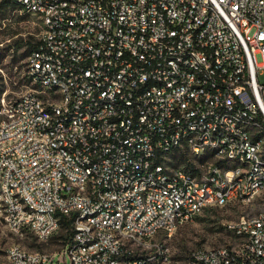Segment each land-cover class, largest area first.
Listing matches in <instances>:
<instances>
[{
    "label": "built area",
    "instance_id": "built-area-1",
    "mask_svg": "<svg viewBox=\"0 0 264 264\" xmlns=\"http://www.w3.org/2000/svg\"><path fill=\"white\" fill-rule=\"evenodd\" d=\"M12 1L42 31L32 86L0 110L11 230L46 240L65 215L59 264H166L158 233L264 200V0ZM185 147L214 160L169 167ZM226 227L238 240L197 248L189 264H264V207ZM54 255L15 244L0 264Z\"/></svg>",
    "mask_w": 264,
    "mask_h": 264
},
{
    "label": "rangeland",
    "instance_id": "rangeland-1",
    "mask_svg": "<svg viewBox=\"0 0 264 264\" xmlns=\"http://www.w3.org/2000/svg\"><path fill=\"white\" fill-rule=\"evenodd\" d=\"M41 31L42 22L38 15L11 0H0V110L2 102L13 101L32 86L25 73L26 63L40 39ZM260 79L264 82V74ZM213 160L209 151L197 156L185 147L170 153L167 165L196 170L197 165ZM263 207L264 200L259 196L248 203L230 202L224 206L206 208L191 220L178 225L170 236L158 233L156 238L164 240L168 248L169 260L166 264H189L191 253L197 248L234 244L238 238L226 227L227 223L241 215L258 212ZM67 234V227L60 225L46 240H38L29 231L11 230L0 219V257L8 247L16 244L27 251L44 252L51 256L55 254L52 264H59L58 254ZM65 263L69 264L66 258L61 264Z\"/></svg>",
    "mask_w": 264,
    "mask_h": 264
},
{
    "label": "trees",
    "instance_id": "trees-1",
    "mask_svg": "<svg viewBox=\"0 0 264 264\" xmlns=\"http://www.w3.org/2000/svg\"><path fill=\"white\" fill-rule=\"evenodd\" d=\"M12 1V0H11ZM13 2V1H12ZM13 3H15V2H13ZM37 44V43H36ZM36 44H35V46H36ZM34 46V47H35ZM34 49V48H33ZM60 225H62V226H65V227H67V229H68V233H69V231H70V217L69 216H65V215H62L61 216V218H60ZM68 235V234H67ZM67 235H66V237H67ZM66 239V238H65Z\"/></svg>",
    "mask_w": 264,
    "mask_h": 264
}]
</instances>
